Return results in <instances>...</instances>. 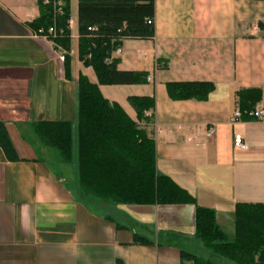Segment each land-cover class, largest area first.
<instances>
[{
    "label": "crops",
    "instance_id": "0c3cea01",
    "mask_svg": "<svg viewBox=\"0 0 264 264\" xmlns=\"http://www.w3.org/2000/svg\"><path fill=\"white\" fill-rule=\"evenodd\" d=\"M72 4L68 77L66 51L30 26L41 16L39 0H0V123L17 156L0 147V264H192L180 249L196 241L194 205L86 200L76 151L64 163L35 134L38 122L76 124L79 77L98 83L79 59L78 0L74 11ZM155 10L154 39L126 40L116 57L120 71L146 80L100 91L134 121L129 98L155 99L147 130L158 173L212 209L225 234L234 232L237 204L264 205V122L234 117L241 90L260 89L264 109V0H155ZM185 82L215 88L207 101L171 100L166 85ZM236 134L247 150L234 147Z\"/></svg>",
    "mask_w": 264,
    "mask_h": 264
},
{
    "label": "trees",
    "instance_id": "16d2710c",
    "mask_svg": "<svg viewBox=\"0 0 264 264\" xmlns=\"http://www.w3.org/2000/svg\"><path fill=\"white\" fill-rule=\"evenodd\" d=\"M63 3V15L57 27L63 33L53 38L66 51L65 68L69 77L72 32L71 0ZM41 16L30 24L35 32L47 33L55 23L53 4L39 0ZM155 0H78L77 27L79 59L96 75L97 84L80 76L77 82V123L38 122L35 134L45 146L56 150L64 163L73 160V138L78 137V185L89 201L112 206H195V237L210 252L208 258L180 249L182 261L192 264H218L223 259L232 264H264V205L237 204L232 241L216 221V213L197 205L187 191L157 171L156 144L147 127L152 118L145 112L155 109V99L131 97L137 114L132 120L117 103L107 100L100 86L135 85L144 82L145 73L120 71L119 60L112 55L126 40H153L155 37ZM91 28V30H89ZM264 30V24L259 23ZM167 93L174 101H207L214 91L209 82L169 83ZM237 107L248 117L262 102L260 89L237 93ZM0 147L7 157L17 159L8 133L0 123Z\"/></svg>",
    "mask_w": 264,
    "mask_h": 264
},
{
    "label": "built area",
    "instance_id": "2783aa9c",
    "mask_svg": "<svg viewBox=\"0 0 264 264\" xmlns=\"http://www.w3.org/2000/svg\"><path fill=\"white\" fill-rule=\"evenodd\" d=\"M43 3L45 5L53 4L54 14H55V23L53 26H51L49 28L47 33H44L43 30H40L38 32V35L44 36L47 39H49L50 41L54 42L53 38H55V37H57L63 33V30H59L57 27V24H56L57 18L59 16L63 15V3L61 1H58V0H43ZM67 26L71 32H72V30H74V21L71 18L67 21ZM89 30H91V28ZM121 52H122L121 47H119L117 50H115L112 57L116 58L117 56H119L121 54ZM60 60L64 61V55L60 56ZM145 115L147 117H150V118L153 117V114L151 111L145 112ZM243 115L244 114L242 112L237 110L234 117L236 120H238V119H241L243 117ZM248 117H250L252 119H256V120L261 121V122H264V109L263 108H256L254 111L248 113ZM214 134H215V130H214V128H211L208 132V136L211 137ZM234 147L238 150H247L248 149V145L245 142L244 137L241 134H236L234 136Z\"/></svg>",
    "mask_w": 264,
    "mask_h": 264
},
{
    "label": "rangeland",
    "instance_id": "374dc122",
    "mask_svg": "<svg viewBox=\"0 0 264 264\" xmlns=\"http://www.w3.org/2000/svg\"><path fill=\"white\" fill-rule=\"evenodd\" d=\"M72 5H73V11H74V0H73V4ZM72 45H73L72 47H73V50H74V47H75V41L74 40H73V44ZM77 150H78V137H77V131L75 130L74 138H73V154H74L73 160L75 159V155L76 154L78 155ZM75 151H76V154H75ZM226 234L228 236V239L230 241H232L233 238H234L233 230H230V229L226 230ZM195 240H196L195 242L188 244L189 247H186L184 249L189 251V252H191V253L197 254L198 256H205V257L208 258V254H209L210 251L208 249L204 248V246L202 245V243L198 239H195ZM216 262L218 264H232V263L227 262V261H225L223 259H219Z\"/></svg>",
    "mask_w": 264,
    "mask_h": 264
}]
</instances>
